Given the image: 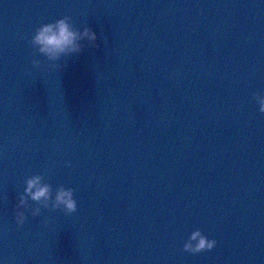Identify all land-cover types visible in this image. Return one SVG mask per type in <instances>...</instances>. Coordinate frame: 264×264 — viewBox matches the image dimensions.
Returning a JSON list of instances; mask_svg holds the SVG:
<instances>
[{
	"label": "water",
	"instance_id": "obj_1",
	"mask_svg": "<svg viewBox=\"0 0 264 264\" xmlns=\"http://www.w3.org/2000/svg\"><path fill=\"white\" fill-rule=\"evenodd\" d=\"M64 17L96 45L48 67L31 38ZM257 92L264 0H0V264H264ZM37 174L77 211L18 227Z\"/></svg>",
	"mask_w": 264,
	"mask_h": 264
},
{
	"label": "clouds",
	"instance_id": "obj_2",
	"mask_svg": "<svg viewBox=\"0 0 264 264\" xmlns=\"http://www.w3.org/2000/svg\"><path fill=\"white\" fill-rule=\"evenodd\" d=\"M97 35L88 27L82 29L73 25L70 17L57 19L52 23L41 25L31 38V47L34 57H44L47 66L60 67L58 63L63 57L80 54L86 47L96 45ZM32 66L41 68L39 59L32 60ZM252 99L258 105L259 112L264 113V92L253 94ZM29 201L38 207H33ZM57 211L62 210L66 215L77 211V201L72 188L60 186L53 195L52 186L45 181L42 174L32 175L24 181L23 192L19 194L15 205V222L23 226L27 220L26 213L32 217H39L41 209ZM216 246L214 239H209L200 230L193 231L184 244V251L198 254L211 251Z\"/></svg>",
	"mask_w": 264,
	"mask_h": 264
}]
</instances>
